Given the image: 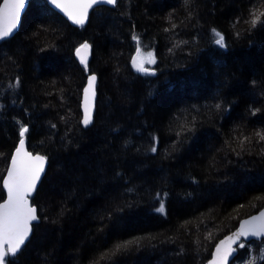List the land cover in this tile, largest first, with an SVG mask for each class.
<instances>
[{
	"label": "trees",
	"instance_id": "1",
	"mask_svg": "<svg viewBox=\"0 0 264 264\" xmlns=\"http://www.w3.org/2000/svg\"><path fill=\"white\" fill-rule=\"evenodd\" d=\"M261 13L264 0H117L76 27L31 0L0 41V202L23 127L48 164L30 197L39 221L9 264H206L264 206ZM85 42L87 70L75 56ZM138 45L154 73L133 68ZM92 72L96 105L83 127ZM242 243L231 264H264L263 241Z\"/></svg>",
	"mask_w": 264,
	"mask_h": 264
},
{
	"label": "snow or ice",
	"instance_id": "2",
	"mask_svg": "<svg viewBox=\"0 0 264 264\" xmlns=\"http://www.w3.org/2000/svg\"><path fill=\"white\" fill-rule=\"evenodd\" d=\"M26 2L27 0H3V3H0V40L8 38L17 29ZM49 2L63 11L73 23L82 26L88 18L89 10L95 5L100 3L115 4L117 0H49ZM261 16H264V13L254 17L253 26L260 22ZM213 31L217 37L215 43L224 47L223 35L218 31ZM133 38L136 39L135 36ZM89 48L90 46L85 43L76 49V54L80 58V62L84 64L85 70H87V56L82 52H86ZM140 51L138 45L137 53L139 54ZM145 63H155L153 53L148 52L146 58L139 55L132 58L133 67L139 72L147 73V69L144 67ZM95 82L96 77L90 76L88 86L84 90L86 103L83 123L85 126L92 120ZM27 131V127H23L20 131V146L12 157L11 167L3 181L7 199L0 203V264H9L8 257L16 256L22 250L31 234L32 222L38 219L37 209L31 206L28 200L36 190L44 172L46 158L39 155L33 156L25 151L24 136ZM152 151L155 152L156 148L153 147ZM157 211L161 213L165 211L163 203ZM250 236L264 238V212L243 221L236 233L221 241L213 254L211 264H227L229 257L235 251L233 245L237 244L241 238L246 239ZM125 246L126 244H118L116 248L120 249ZM239 247H244V244L240 243ZM249 264H255V259L251 260Z\"/></svg>",
	"mask_w": 264,
	"mask_h": 264
},
{
	"label": "water",
	"instance_id": "3",
	"mask_svg": "<svg viewBox=\"0 0 264 264\" xmlns=\"http://www.w3.org/2000/svg\"><path fill=\"white\" fill-rule=\"evenodd\" d=\"M30 1H31V0H27V2H26V5H25V7H24V9H23V11H22V14H21V20H20V23H19L17 29H16V30L14 31V33H13L11 36H9L8 38L13 37V36L19 31V29H20V25H21V22H22L23 15H24L25 11L27 10ZM44 1H46V3H47L52 9H54V10L57 11L61 16H63V17H64V18H65V19H66L71 25L76 26V27L81 26V25H78V24H76V23H73V21H72L71 19H69L68 16L65 15V13H64L63 11H61L60 9H58V8H56L54 5H52V4L49 2V0H44ZM0 3H3V0H1ZM115 4H116V3H115ZM115 4L100 3V4L95 5L92 9L89 10L88 18H87V20L85 21V23H84L82 26H84V25H86V24L88 23L89 18H90V15H91L92 11H93L96 7H99V6H102V5H104V6H108V7H113ZM6 39H7V38H6ZM3 40H5V39H3ZM3 40H0V41H3ZM85 43H87V42H85ZM85 43H83V44H85ZM87 44H88V43H87ZM81 45H82V44H81ZM81 45H79L77 48H79ZM88 45H89V44H88ZM89 46H90V45H89ZM77 48H76V49H77ZM82 54L87 56V63H88L89 60H90V58H91V55H92V48H91V46H90V48H89L86 52H82ZM137 55H138V53H137V51H136V52L133 54L132 58H133L134 56H137ZM75 56H76L77 60L80 62V58L77 56V54H76V50H75ZM80 63H81V62H80ZM131 64H132V59H131ZM132 66H133V64H132ZM144 67H145V69H147V73H150V72L154 73V72H155V70L150 69L149 67H146V66H144ZM133 68H134V67H133ZM134 69L136 70V68H134ZM136 71H137V70H136ZM138 72H139V71H138ZM92 75H94V76L96 77V82H95V99H94V101L92 102V120H91V122H90L87 126H85V124L83 123V120H84V118H85V103H86V102H85V91H84V90H85V88L88 86V80H89V77L92 76ZM97 83H98V75H97L95 72H92V73H90V74L86 77L85 84H84V86H83V88H82V92H81V100H80V111H81V124H82L83 127H88V126H90V125L92 124V122H93V116H94L95 105H96V98H97ZM24 141H25V143H24V149H25V151L31 153L33 156H35V155L43 156V155L40 154V153H33L32 151H30V150L27 148L25 137H24ZM19 146H20V140H19V142L17 143L15 149H14L13 152H12V155H11V157H10V160H9V163H8V166H7V169H6V172H5L4 177H3V179H2V188H3L4 192H5V197H4V199H3L0 203H3V202L7 199V191H6V189L4 188L3 181H4V178L7 176V172H8L9 167H11L12 157H13V155L16 153V149H17ZM43 157H45V156H43ZM45 158H46V157H45ZM47 164H48V161H47V159H45L44 172H43L42 175H41V178H40V180H39V182H38V184H37V187H38L39 183L41 182V180H42V178H43V176H44V174H45V172H46ZM37 187H36V189H37ZM35 192H36V190L32 193L31 196H33V195L35 194ZM28 202H29V204H30L31 206H33V207H35V208L37 209V207L31 203V201H30V197H29ZM261 212H264V206H263L262 208H260L257 212H255V213H253V214H251V215H248V216H245V217L241 218V219L239 220L237 226H236L234 229H232L230 232H228V233H226L225 235H223V236L217 241V243L215 244V246H214V248H213V250H212V253H211V257L208 259V261L206 262V264H211V262L213 261V254H214L215 251H216L217 245H219L221 241L226 240L227 237H230V236H232L234 233H236L237 230L240 228L241 223H242L243 221H245V220H249L251 217H254V216H259ZM37 216H38V209H37ZM38 221H39V216H38V219H37L36 221H33V222H32V225H33L34 223L38 222ZM31 235H32V231H31V234H30L29 238L27 239V241L30 239ZM252 240L263 241V242H264V238H260V237H251V236H250V237H248V238H246V239H245V238H241L240 241H238L237 244H234V245H233V248H235V251H234V252L232 253V255L229 257L227 264H231V262L233 261V259L236 257L237 252H238L237 247L239 246V244H240L242 241H244V242H249V241H252ZM27 241H26V242H27ZM25 244H26V243H25ZM221 247H223V246H221Z\"/></svg>",
	"mask_w": 264,
	"mask_h": 264
},
{
	"label": "rangeland",
	"instance_id": "4",
	"mask_svg": "<svg viewBox=\"0 0 264 264\" xmlns=\"http://www.w3.org/2000/svg\"><path fill=\"white\" fill-rule=\"evenodd\" d=\"M140 57H145V58H146V54H145V55L142 54V55H140ZM145 64H149V63H145ZM145 64H144V65H145ZM151 64H152V63H151ZM237 224H238V223H237ZM236 226H237V225H236ZM236 226H235V227H236ZM235 227H234V228H235ZM234 228H233V229H234ZM229 232H230V231H229ZM227 233H228V232H227ZM216 243H217V242H216Z\"/></svg>",
	"mask_w": 264,
	"mask_h": 264
}]
</instances>
